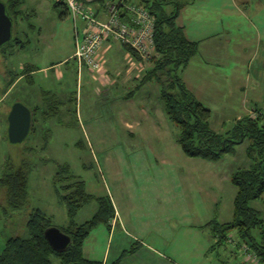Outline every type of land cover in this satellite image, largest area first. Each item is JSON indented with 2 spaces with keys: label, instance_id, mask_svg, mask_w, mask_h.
<instances>
[{
  "label": "rangeland",
  "instance_id": "obj_1",
  "mask_svg": "<svg viewBox=\"0 0 264 264\" xmlns=\"http://www.w3.org/2000/svg\"><path fill=\"white\" fill-rule=\"evenodd\" d=\"M54 1L23 0L20 10L28 16L17 17L14 24L17 31L11 30V37L16 33L20 43L9 41L0 46V170L6 160L14 165H27L25 205L19 209L8 207L0 190V250L7 237L26 236L25 222L35 208L52 225L63 229L65 204L55 191L53 176L57 165L64 163L70 174L83 181L86 192L107 195L112 200L114 208L125 218L124 223L127 221L126 227L127 216L134 215L127 211L136 213V227L128 229L129 232L136 237L143 233V241L156 252L192 264L190 257L205 253L204 244L210 242L209 228L202 225L212 219L222 223L231 218L236 189L229 177L233 170L250 163L244 154L246 140L234 145L232 153L223 154L217 161L184 155L176 143L177 126L162 111L156 83L142 84L130 99L119 97L120 93L133 89L132 79L141 77L142 71L130 74L121 85L117 84V89L108 88V84L107 91L99 94L101 88L92 79L96 71L84 68L76 75L70 58L73 26L67 15L57 16L52 8ZM177 1L185 5L176 23L184 27L187 39L197 41V50L180 77L194 97L210 110L209 126L222 132L230 128L235 113H241L236 98L249 100L248 88L264 89L261 64L264 42L257 47L259 58L246 69L236 47L240 34L242 41L246 39L253 44L255 31L234 7H228L232 11L228 17L224 11L227 7L210 6L214 0ZM76 29L79 34L81 25H76ZM217 44L221 48L213 50ZM106 48L102 57L115 68L112 75L119 77L124 74L129 58L116 43L112 50ZM154 56L151 51L148 62ZM20 65L25 69L31 66L33 72L26 74L27 70L19 68ZM17 76L20 78L15 80ZM45 97L54 103L55 113L50 110L40 122L38 114L33 131H28L20 142H8L6 109L14 101L28 108L32 103L45 108ZM252 106V102L246 103L242 115H251ZM260 110L264 112V108ZM248 205L260 212L264 223V192ZM95 209L94 200L86 202L76 211L74 221L87 220ZM179 219L182 226L176 224ZM141 222L152 228L140 231ZM121 240L117 227L108 239L106 226L98 224L84 242L85 247L93 246L100 255L103 247L111 253ZM230 240L235 244L234 236ZM241 254L230 255L219 249L209 255V260L214 264H258L243 262ZM193 264H206V260L200 257Z\"/></svg>",
  "mask_w": 264,
  "mask_h": 264
},
{
  "label": "trees",
  "instance_id": "obj_2",
  "mask_svg": "<svg viewBox=\"0 0 264 264\" xmlns=\"http://www.w3.org/2000/svg\"><path fill=\"white\" fill-rule=\"evenodd\" d=\"M22 1H2L12 21L11 30H16L14 24L17 17L28 16L22 14L19 8ZM135 1L153 15V47L156 56L143 68L141 77L123 98H129L147 81L156 83L162 111L167 119L177 126L176 143L188 157L217 161L223 154L232 153L234 145L246 140L244 154L250 163L247 167L236 168L229 177L230 183L236 189L230 220L219 223L212 219L202 225L209 228L210 237L205 254L210 255L219 249L230 255L241 253V247L244 246L247 252L258 258V264H264L263 219L258 210L248 205L249 201L259 198L264 192V112L261 108L252 106L255 116L242 115L234 120L230 128L222 132L214 131L209 126L210 110L194 97L180 77L181 70L197 50V41L186 39L182 27L176 23L183 3L177 0ZM52 8L59 18L67 14L65 5L59 0L53 2ZM9 41L17 45L20 43L16 33ZM121 47L134 59H139L129 47ZM45 99V108L36 106L30 109L29 131L36 128L35 116L39 114L40 122L46 119L50 110L55 113L54 103L52 105L46 97ZM26 173L27 165L23 163L14 165L10 160L2 163L0 190L4 193L6 205L12 209H19L27 202ZM63 181L66 184L62 185ZM53 185L59 199L65 204L66 224L59 230L69 236L68 245L62 251L51 249L43 237L42 230L52 224L44 213L35 208L25 222L26 236H9L4 240L0 250V264H53L51 257L56 259L58 264H101L99 260L85 258L82 246L93 227L98 224L108 226V221L114 213L109 197L86 192L83 181L70 174L68 165L64 163L57 165ZM90 200L96 202L94 213L87 220L76 223V211ZM231 236L236 239L235 245L232 246L230 243L233 242L229 240ZM137 248L138 243L133 241L118 253L111 264H117L122 257L133 253ZM242 261L247 262L244 258Z\"/></svg>",
  "mask_w": 264,
  "mask_h": 264
},
{
  "label": "crops",
  "instance_id": "obj_3",
  "mask_svg": "<svg viewBox=\"0 0 264 264\" xmlns=\"http://www.w3.org/2000/svg\"><path fill=\"white\" fill-rule=\"evenodd\" d=\"M212 2H213V4H210V6H212V5L213 6H218V8L219 7H227V8L228 7H234L235 12L238 13L239 16H242L243 18H245L249 22L251 27L254 29V31H255V36H254L255 42H253V44L251 43V41H248L246 39L242 41L241 39H243V38H242L241 34L239 35V37H241V38H239V42L237 43L238 45L236 44L237 45V47H236L237 50L242 55L241 61L243 63H245V66H246L245 68L249 69L250 65L252 64V62L256 58H259L258 55H259L260 51L258 50L257 47L260 45V43L264 42V0H217V1L214 0ZM22 3H23V1H22ZM182 3H183V7H184L185 4H184V2H182ZM20 6H19V8H20ZM240 6H242L243 9H241ZM249 7H251V8H249ZM92 8L94 10V13H98L100 17L104 16L103 15L104 11H103L101 6H99L96 3H94L92 5ZM182 8H180V9H182ZM227 8L224 9V11H225V13L228 12L227 16L230 17L231 16L230 13L232 11L229 8L227 10ZM228 17L226 18L227 21L230 20V18H228ZM78 24H80L82 26V22L80 20H78L76 22V25H78ZM178 25L182 27V30H183V33H184V36H185L184 27L182 25H180V24H178ZM109 43H110L109 48L104 47V46H106ZM113 43H116V42H114V41H112L110 39L105 40V42L100 47L99 55L102 57V55H103L102 53L105 52V48H106V51L109 50V49L112 50L113 49ZM116 44L119 47H121V45L119 43H116ZM213 47L214 48L216 47L215 49L213 48V50H216V49L218 50V49L221 48V46L218 45V44L217 45H213ZM224 50H225V48H224ZM122 51H123V49H122ZM224 53H225V51H224ZM70 55H71V52H70ZM104 60H105V63L103 65V71L102 72H97L96 76H93V77L91 76L92 79L94 80V82L99 86V88H101L99 91L96 90L99 94L100 93H105L107 91L106 87H107L108 84H109L108 88L112 87V88L117 89L116 88L117 84L121 85L122 81H125V79L127 77H129L130 74L140 73L143 70V68H144V65L140 64L141 67L143 66L142 68H140L137 64H135V63L132 64V63L128 62V65H127V68L125 69L124 74H121L119 77H115L114 75H112V71H114V72L116 71L115 68L109 65V60L108 59H104ZM148 63L149 62L146 63L145 67L148 66L147 65ZM259 64H260V60H259ZM261 64H263V69H264V63H261ZM20 66H19V68L25 69L23 65H20ZM74 66L76 68V75H78V76H79V74H80V72L82 70H85L84 68H80L79 70H77L75 62H74ZM108 66L110 67L109 69H108ZM23 69H21V70H23ZM38 69H40V68H36V70H38ZM25 70H27V71H25L26 74H29V73L33 72V68L31 66L28 67V65H27V69H25ZM19 78H20V76H17L15 78V80H17ZM139 78H137V79L136 78H134V79L131 78L135 82L133 87L135 86V84H136V82L138 81ZM182 81L184 82L183 79H182ZM184 84L189 89V86L186 85L185 82H184ZM247 85L248 84H246L245 86H247ZM141 86L142 85H140V87ZM129 89L131 90V88H129ZM241 90H242V87H240V91ZM247 90H248V93H249V96H250L249 100H247V98H243V101H242V98H240V100H238V98H236V102H238L240 104L241 113L240 114H239V112L235 113V115H236L235 119L238 118L240 115L244 114L242 112H244V110H243L244 106H246V103H248V102H252L253 106L261 105L259 108H261V109L264 108V89L263 90L260 89L258 91V90L252 89V88H248ZM243 93H245V89L243 90ZM132 94H131V96H132ZM123 95L124 94L120 93L119 97L121 99H124ZM130 97L127 98V99H130ZM127 99H124V100H127ZM36 106H38L36 103L35 104L32 103V105L29 106V109H32L33 107H36ZM227 108H230V106L228 105ZM222 109L224 110V107ZM6 111H8V108L6 109ZM126 126H127V124H126ZM110 202H111V204L113 206L112 200H110ZM113 210H114L113 216L108 221L109 224L106 227V229H107V237H108V239L112 238L113 237V233H114V229L117 227V229L120 230V234L122 235V240L120 241V244L118 246H116L111 253H110V251L108 249L103 247L102 251H101V254L99 255L98 253H96V251H95L93 246L85 247V242H84L83 246H82V254H83V256L85 258L99 260V261H101V264H111V262L115 259V257L118 255V253L122 249H125L126 244H130L133 241H136L138 243V248L133 253L127 254L124 257H122L117 264H158V263L159 264H183L184 263L181 260H177L176 258H172L171 256H167L165 254L163 255V253H161V252H156L154 249H152L150 247V245L148 243L143 241V233L136 237L135 234H132L131 232L128 231V229L132 230V228L135 229V227H136L134 225L135 223H137V221H134L137 218L136 215H135L136 214L135 212L131 213V212L127 211V214H134V215L133 216H127L128 220H129L128 221L129 224L126 227L127 221H126V223H124L125 222V218H123L121 216V213L118 210V208L115 209L114 206H113ZM176 222H177V220H176ZM176 224H178L179 226H182L183 223H182L181 219H179V223L177 222ZM138 227H139L140 231H145V230H149V229L152 228V227H149L148 225L144 224L143 222H141L140 226H138ZM154 229L158 230L157 228H154ZM204 245H206L205 246L206 248L204 249V251L206 252L208 245H207V243L204 244ZM230 245L232 246V245H235V244L230 243ZM148 248H151V249L149 250ZM200 257L204 258V260H206V264H214V262L212 260H209V255H206L205 253H201L200 255L197 254L195 256H191L190 257L191 263L193 264L195 262H198V258H200Z\"/></svg>",
  "mask_w": 264,
  "mask_h": 264
},
{
  "label": "built area",
  "instance_id": "obj_4",
  "mask_svg": "<svg viewBox=\"0 0 264 264\" xmlns=\"http://www.w3.org/2000/svg\"><path fill=\"white\" fill-rule=\"evenodd\" d=\"M66 9L73 30V51L70 58L75 62L77 70L86 68L89 72H102L105 60L99 55L100 47L110 39L133 50L138 60L125 51L129 63L140 68L146 65L153 47V15L135 0H59ZM96 3L103 9V17L94 13L92 5ZM82 26L77 34L76 22ZM250 116H255L251 110ZM231 238H229L230 240ZM231 241V240H230ZM243 258L248 262L258 263V258L246 247H241Z\"/></svg>",
  "mask_w": 264,
  "mask_h": 264
},
{
  "label": "water",
  "instance_id": "obj_5",
  "mask_svg": "<svg viewBox=\"0 0 264 264\" xmlns=\"http://www.w3.org/2000/svg\"><path fill=\"white\" fill-rule=\"evenodd\" d=\"M12 21L0 0V46L11 38ZM31 123L30 109L19 101H14L6 113V139L17 143L24 139ZM42 234L54 251H62L69 243V236L54 225L46 226Z\"/></svg>",
  "mask_w": 264,
  "mask_h": 264
}]
</instances>
